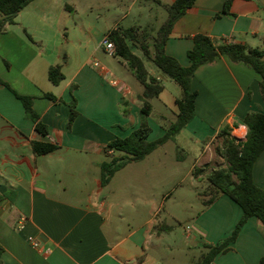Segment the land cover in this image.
I'll return each instance as SVG.
<instances>
[{"label": "crops", "instance_id": "1", "mask_svg": "<svg viewBox=\"0 0 264 264\" xmlns=\"http://www.w3.org/2000/svg\"><path fill=\"white\" fill-rule=\"evenodd\" d=\"M225 2L196 0L175 21L166 42L167 54L189 66L188 51L198 33L218 42L226 39L264 49V0H232L228 12L223 11ZM156 6L163 7L156 0H32L0 33L2 264H167L165 257L174 246L164 240L165 224L158 218L161 203L148 191L165 180L164 145L174 143L180 163L193 159L188 168L192 185L208 182L204 170L216 168L211 163L216 159L214 146L223 139L220 131L227 129L231 137L244 141L245 116L264 112L261 75L251 66L227 56L202 64L191 82L198 95L190 123L103 184L102 164L111 155H124L107 145L139 128L143 104L139 98L143 86L123 59L122 65L136 80L122 77L110 65L103 39L118 25L143 27ZM55 65L64 74L58 84L49 77ZM146 67L160 77L156 65ZM163 85L159 96L150 99L148 141L163 137L178 113L180 87L173 80H163ZM15 92L33 98V109L48 134L36 131ZM74 97L78 115L69 127V102ZM34 141L59 148L40 155L34 151ZM150 159H154L151 164L134 165ZM85 160L89 166L78 167ZM253 179L264 189V151L254 164ZM197 194L204 200L202 192ZM139 206L147 207V215L136 217ZM242 214L238 203L219 194L194 219L185 238L188 249L195 248L199 257L205 243L215 244L229 236ZM32 239L40 242V248L32 245ZM230 246L214 264L259 263L264 257V228L256 216L248 219Z\"/></svg>", "mask_w": 264, "mask_h": 264}, {"label": "trees", "instance_id": "2", "mask_svg": "<svg viewBox=\"0 0 264 264\" xmlns=\"http://www.w3.org/2000/svg\"><path fill=\"white\" fill-rule=\"evenodd\" d=\"M32 0H0V33L8 24L15 22L20 10ZM157 3L162 5L168 12V17L160 25L157 34L149 40V34L143 35L141 26L124 27L118 25L112 27L106 33V37L115 45V56L123 59L136 79L143 86L139 95L143 101L141 107V124L127 137H117L108 143V148L120 151L124 155H111L110 159L102 164V183L106 184L114 173L131 161H139L151 154L159 146L173 138L194 118L195 102L197 91L192 90V78L197 68L202 64L213 63L220 56H227L233 62H242L251 66L261 75L260 90L264 100V49L250 47L239 42H229L226 39L218 42L212 37L198 33L194 36V45L188 51L191 59L189 66L182 65L175 57L167 54L166 42L175 21L193 6L196 0H175L166 4L160 0ZM232 0H226L223 11L228 12ZM139 45L142 53L150 59L161 71L158 77L149 73L144 58L136 53L132 46ZM169 74L173 81L181 89L177 98L178 113L176 119L167 128L163 137L154 141H148L147 137L151 131L148 117L151 113L150 99L158 97L164 88L162 74ZM49 77L55 84L64 79L60 65L51 66ZM75 86L72 87V90ZM15 94L22 100L26 115L35 122V129L44 135L48 134L47 126L41 121L40 115L33 109V98L30 96ZM54 100H61L52 94H47ZM71 112L69 127L78 115L77 99L74 97L69 102ZM247 127V134L244 141H238L231 137L227 129H222L219 135L223 138V150L221 153L229 162L227 168H215L208 175V180L214 192L212 197L206 201L208 205L213 203L219 194H226L238 203L243 214L232 233L215 244L205 243L206 249L193 264H214L216 257L229 251L231 244L235 242L242 227L248 219L256 216L264 228V189L256 185L253 179V168L256 160L264 151V112H249L243 119ZM34 151L37 154H48L59 148L58 145L43 141L33 142ZM236 177V179L234 178ZM3 246L0 244V264H2ZM258 264H264L262 257Z\"/></svg>", "mask_w": 264, "mask_h": 264}, {"label": "rangeland", "instance_id": "3", "mask_svg": "<svg viewBox=\"0 0 264 264\" xmlns=\"http://www.w3.org/2000/svg\"><path fill=\"white\" fill-rule=\"evenodd\" d=\"M144 13L146 16L148 12L145 11ZM153 14L154 15L150 16L149 20L146 21V24L141 27L142 29L140 31L143 32V35L149 34L150 41L157 34L160 25L168 17L167 10L161 6H156V11ZM132 48L144 58L146 66L155 67V64L142 53L139 45H133ZM105 56L110 59V65L118 74L125 78L129 76L135 79L128 69V66L122 65L124 62L122 59H118L112 55L110 56L109 54H105ZM214 147L216 159L212 161L211 165L216 166V168H227L229 162L221 153L223 150V139H218V143H216ZM163 149L164 156L162 158V164L166 165L164 168L165 180L161 179L157 186L154 185L153 187H149L148 191L161 203L158 218L161 224H165V229L162 232L165 237L164 240L174 246L173 250L168 251L167 256L165 255V260L167 264H192L190 261L193 258L196 259L199 253L195 248L188 249L185 238L188 233H191L196 216L208 206L205 200L207 201L212 197V194H214L208 180L211 167H209L208 170H204L205 178L208 182L203 181L192 185L191 175L188 174V168L192 165L193 159L191 157L187 158L183 163L176 161L174 156L176 152L173 142L165 144ZM153 160L154 159H150V161L146 163H134V165L151 164ZM77 165L82 168L88 167L89 160L80 161ZM234 178L236 179V177ZM198 192H202L205 195L204 200L198 197ZM163 195H165L164 199L162 197ZM139 210L136 217L147 215L146 206H139ZM137 219L138 218H136V220ZM137 222L138 221H136V223ZM167 225L172 226V228L168 229L166 227ZM185 252H190V254L186 255Z\"/></svg>", "mask_w": 264, "mask_h": 264}, {"label": "built area", "instance_id": "4", "mask_svg": "<svg viewBox=\"0 0 264 264\" xmlns=\"http://www.w3.org/2000/svg\"><path fill=\"white\" fill-rule=\"evenodd\" d=\"M103 45L105 46V49L106 51L109 53V54H115V45L114 43L109 40L107 37H105L103 39ZM95 65H99V62H95ZM161 78V77H158V79ZM113 83L114 84H117V80H113ZM25 217L22 218V222L25 221ZM32 245L35 247V248H40L41 244L38 240H35V239H32ZM49 251V249H48Z\"/></svg>", "mask_w": 264, "mask_h": 264}, {"label": "water", "instance_id": "5", "mask_svg": "<svg viewBox=\"0 0 264 264\" xmlns=\"http://www.w3.org/2000/svg\"><path fill=\"white\" fill-rule=\"evenodd\" d=\"M162 79L163 80H170V81L173 80L172 77L169 74H166V73L162 74Z\"/></svg>", "mask_w": 264, "mask_h": 264}]
</instances>
